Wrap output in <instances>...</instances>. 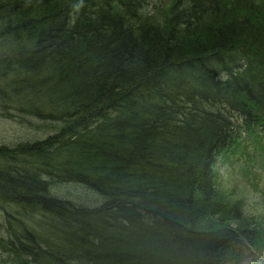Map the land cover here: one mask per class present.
<instances>
[{
  "label": "trees",
  "instance_id": "1",
  "mask_svg": "<svg viewBox=\"0 0 264 264\" xmlns=\"http://www.w3.org/2000/svg\"><path fill=\"white\" fill-rule=\"evenodd\" d=\"M154 4L0 0V124L16 125L0 133V264L260 250L216 166L263 146L264 18L231 0H171L166 17Z\"/></svg>",
  "mask_w": 264,
  "mask_h": 264
},
{
  "label": "rangeland",
  "instance_id": "2",
  "mask_svg": "<svg viewBox=\"0 0 264 264\" xmlns=\"http://www.w3.org/2000/svg\"><path fill=\"white\" fill-rule=\"evenodd\" d=\"M154 1L153 13L166 17L171 0ZM231 5L239 14L251 12L264 18V0H231ZM11 126L16 125L11 122L0 124V133L14 136L10 130ZM254 140L252 137L242 141V149L238 151L237 148V151L226 155L222 160L219 159L216 166L219 173V195L225 203L239 202L246 212L249 208H264V141L262 140L263 146H260L254 143ZM253 217L260 225L262 238L258 241L261 247L259 251L264 253V214ZM256 258L261 257L257 255ZM233 264H264V261H252L247 251L239 262Z\"/></svg>",
  "mask_w": 264,
  "mask_h": 264
},
{
  "label": "clouds",
  "instance_id": "3",
  "mask_svg": "<svg viewBox=\"0 0 264 264\" xmlns=\"http://www.w3.org/2000/svg\"><path fill=\"white\" fill-rule=\"evenodd\" d=\"M81 6H82V0H81V5H79L78 7H81ZM247 214L251 216H258V215L264 214V208H260V209L249 208L247 210Z\"/></svg>",
  "mask_w": 264,
  "mask_h": 264
}]
</instances>
